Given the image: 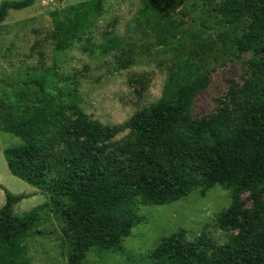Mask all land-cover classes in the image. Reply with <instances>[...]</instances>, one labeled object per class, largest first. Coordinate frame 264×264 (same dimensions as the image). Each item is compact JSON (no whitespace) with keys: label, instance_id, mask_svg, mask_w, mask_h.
I'll return each instance as SVG.
<instances>
[{"label":"trees","instance_id":"16d2710c","mask_svg":"<svg viewBox=\"0 0 264 264\" xmlns=\"http://www.w3.org/2000/svg\"><path fill=\"white\" fill-rule=\"evenodd\" d=\"M37 1L2 3L0 24L9 10L28 9ZM208 1L226 28L244 26L235 42L238 57L264 54V0ZM142 4L145 19L153 15L162 23L179 10L182 0ZM105 12L104 0L63 10L51 35L56 51L82 42L91 47ZM128 54L122 52L119 58L122 70L133 65ZM252 65L253 76L231 91L230 106L196 126L192 104L210 85V66L196 69L175 93L164 94L142 115L113 127L93 120L76 104L69 77L61 80L72 102L56 100L52 92L58 88L47 71L26 81L38 91L32 97L21 94L22 105L0 101V132L22 140V145L4 151L9 172L49 198L20 218L15 207L30 195H14L0 186L6 198L0 209V264H31L25 243L47 209L64 223L67 264H84L95 248L124 251L133 230L146 224L140 206L170 205L194 191L205 197L217 186L230 190L233 203L218 215L216 226L237 234L224 245L210 247L204 234L190 241L181 228L161 239L147 264H264V205L243 217L238 209L243 195L264 190V60Z\"/></svg>","mask_w":264,"mask_h":264},{"label":"rangeland","instance_id":"374dc122","mask_svg":"<svg viewBox=\"0 0 264 264\" xmlns=\"http://www.w3.org/2000/svg\"><path fill=\"white\" fill-rule=\"evenodd\" d=\"M23 1L0 0V6ZM88 1L38 0L31 8L9 10L0 24V101L22 105L21 94L32 97L38 91L27 87L26 81L47 71L58 88L52 92L56 100L72 102L68 86L61 80L69 77L73 82L69 91L76 104L93 120L113 127L142 115L165 95L175 93L196 69L210 66L214 70L210 85L192 104L196 126L226 110L231 91L242 88L253 76L252 62L264 60L263 53L237 56L235 42L244 26L226 28L227 23L213 12L208 0H182L179 10L162 18V23L153 15L148 19L142 16V0H104L106 12L94 29L92 46L82 42L57 52L51 35L62 11ZM109 46L110 52L103 54ZM127 51L133 65L122 70L119 58ZM20 145V138L0 132V186L14 195L30 194L15 208V214L22 218L49 203V198L7 171L4 151ZM32 189L36 195L31 194ZM232 203L230 190L217 186L205 197L194 191L170 205L140 206L139 215L146 224L133 230L124 242V251L118 254L95 248L84 264H147L148 255L161 239L181 228L188 231L190 241L204 234L210 247L224 245L237 232L222 231L215 222ZM261 205L264 190L256 196L243 195L238 201L241 217ZM45 213L25 243L31 264H67L69 245L64 223L50 209Z\"/></svg>","mask_w":264,"mask_h":264},{"label":"crops","instance_id":"0c3cea01","mask_svg":"<svg viewBox=\"0 0 264 264\" xmlns=\"http://www.w3.org/2000/svg\"><path fill=\"white\" fill-rule=\"evenodd\" d=\"M7 171H9V170H7ZM32 191H33V189H32ZM36 193H37L36 191H33L31 194L36 195ZM5 202H6L5 193L0 189V209L5 205Z\"/></svg>","mask_w":264,"mask_h":264},{"label":"water","instance_id":"95a60500","mask_svg":"<svg viewBox=\"0 0 264 264\" xmlns=\"http://www.w3.org/2000/svg\"><path fill=\"white\" fill-rule=\"evenodd\" d=\"M59 1H61V0H59Z\"/></svg>","mask_w":264,"mask_h":264}]
</instances>
